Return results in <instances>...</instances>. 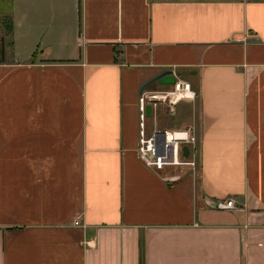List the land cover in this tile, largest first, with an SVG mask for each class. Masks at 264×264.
Segmentation results:
<instances>
[{
  "label": "crops",
  "instance_id": "0c3cea01",
  "mask_svg": "<svg viewBox=\"0 0 264 264\" xmlns=\"http://www.w3.org/2000/svg\"><path fill=\"white\" fill-rule=\"evenodd\" d=\"M4 17L0 264H264V0H0ZM167 69L196 91L172 95L193 171L135 152L138 94ZM158 105L147 132L184 126L157 127Z\"/></svg>",
  "mask_w": 264,
  "mask_h": 264
},
{
  "label": "built area",
  "instance_id": "2783aa9c",
  "mask_svg": "<svg viewBox=\"0 0 264 264\" xmlns=\"http://www.w3.org/2000/svg\"><path fill=\"white\" fill-rule=\"evenodd\" d=\"M174 76L169 87L164 90H142L137 97V157L147 166L162 168L165 165H185L192 171L196 168V138L192 125L187 124L179 128L167 129L153 127L149 132L145 130L146 106L153 110L162 103L169 94L186 95L193 98L195 89L183 78ZM161 132L162 136H157ZM186 146L183 154L182 146ZM231 197L214 202L216 208H232ZM77 223V219L74 220Z\"/></svg>",
  "mask_w": 264,
  "mask_h": 264
},
{
  "label": "rangeland",
  "instance_id": "374dc122",
  "mask_svg": "<svg viewBox=\"0 0 264 264\" xmlns=\"http://www.w3.org/2000/svg\"><path fill=\"white\" fill-rule=\"evenodd\" d=\"M5 17L0 19V37L4 36V29L2 26H5ZM1 46V43H0ZM4 51H6L4 49ZM3 51L0 49V56ZM175 94H169L166 96L165 100L162 103H159L158 110H156V125L157 127L162 126H178L179 124H184L186 119V106L180 107V102H176V99H173ZM157 107V106H156ZM184 122V123H183ZM185 125V124H184Z\"/></svg>",
  "mask_w": 264,
  "mask_h": 264
},
{
  "label": "water",
  "instance_id": "95a60500",
  "mask_svg": "<svg viewBox=\"0 0 264 264\" xmlns=\"http://www.w3.org/2000/svg\"><path fill=\"white\" fill-rule=\"evenodd\" d=\"M151 80H156L158 83H162V84H170V83L173 82L174 76L170 72V70H168V69L167 70H163V71L157 73L156 75H154L152 78H150L146 82H144L142 84V86L145 85L146 83H148ZM148 111H149V105L146 106V112L148 113ZM157 136H162L161 135V132H158L157 133ZM186 149H187L186 146L183 145L182 146V152H183V154L186 153Z\"/></svg>",
  "mask_w": 264,
  "mask_h": 264
},
{
  "label": "trees",
  "instance_id": "16d2710c",
  "mask_svg": "<svg viewBox=\"0 0 264 264\" xmlns=\"http://www.w3.org/2000/svg\"><path fill=\"white\" fill-rule=\"evenodd\" d=\"M5 22H6V23L4 24L5 26H3V27H4L5 29H7V28L9 27V21H8L7 19H5Z\"/></svg>",
  "mask_w": 264,
  "mask_h": 264
}]
</instances>
